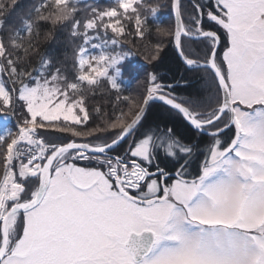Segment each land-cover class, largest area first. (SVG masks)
I'll use <instances>...</instances> for the list:
<instances>
[{
    "label": "snow or ice",
    "instance_id": "snow-or-ice-1",
    "mask_svg": "<svg viewBox=\"0 0 264 264\" xmlns=\"http://www.w3.org/2000/svg\"><path fill=\"white\" fill-rule=\"evenodd\" d=\"M16 3L0 0V31L9 33L8 45L0 36V112L24 110L17 130L0 136V264H264V0H192L190 13L182 0H167L175 27L156 30L187 69L201 73L204 90L178 95L179 81L164 83L155 63L165 48L156 43L144 53L153 67L136 99L119 83L134 55L122 21L134 22L143 39L160 3L89 6L82 22L74 0H41L19 30L3 19ZM205 16L223 30V45ZM69 21L82 39L75 80L43 57L39 68L17 67L9 45L27 56L41 23ZM103 86L114 97V118L96 107L103 124L86 127L88 94ZM157 107L207 138L195 168L193 144L173 125L153 126ZM161 154L172 167L162 166Z\"/></svg>",
    "mask_w": 264,
    "mask_h": 264
},
{
    "label": "trees",
    "instance_id": "trees-1",
    "mask_svg": "<svg viewBox=\"0 0 264 264\" xmlns=\"http://www.w3.org/2000/svg\"><path fill=\"white\" fill-rule=\"evenodd\" d=\"M143 1H148V0H143ZM152 1L160 3L162 7L164 5L163 0H149L148 5ZM39 2H41V0H35V2H32V4L35 6ZM16 9L17 8H15V10ZM27 14L28 13H25L23 17H27ZM162 16L158 14L156 17L153 18L151 15H149V19H148L149 26L154 27L157 26V24L162 26V24H164L165 22V19L170 17V16H165L163 14ZM21 17H22L21 14H18V16L15 19L16 23L19 22L21 23V24L19 23L20 25L16 30L22 28ZM169 19L170 22L173 21L172 15ZM132 25L127 28L132 29L133 28ZM208 25L211 26L210 24ZM60 27H58L57 25L55 28H51L50 26H46L45 24L41 23L39 29V35L36 36L34 34L32 37V43L35 45V47L30 50V53L27 56H25L22 52L18 53L19 55L17 56L20 57V61L17 67L24 68L28 71H31L33 68H39L41 63V58L43 57L44 59H47L51 62L50 64L51 71H54L55 69L59 68L61 73H65L66 72L65 70L69 64V59H68L69 42L73 43V38L72 37L69 38V36L67 35V31L62 29V27L61 28ZM45 32H48V36L45 34ZM131 32L132 34L128 36L129 41L128 44L126 45V48L130 50L134 55L132 57L127 58L123 62L122 68H123L124 76H121V80H119V83L123 88L124 94L128 96L130 95V92L132 93L135 91V89L137 88L135 87L137 86L136 85L137 83L140 84L141 82H144L145 80L144 72L153 67V65H149L144 60V53L146 52V48L148 47L145 46V40L149 36L153 35V32L146 33L143 39H141L138 36H135L133 31ZM131 47H133V49ZM133 50H137V52H133ZM130 68H135L136 71L134 73L130 72L129 71ZM155 68L158 72L159 77L164 83L176 84L177 81L180 82L175 88V91L178 95L191 96V94L197 95L199 93L198 90L201 82L197 80L198 75L195 72L191 71L190 69H187L186 66L183 65V63L178 59L174 47H172L170 43L166 44L165 50L161 54V60L155 63ZM37 74L38 73L35 72L33 73V75H37ZM105 88L106 86H103L101 89H98L95 95L104 96L105 94H108L110 98L108 97L109 98L108 102H105L104 99L98 100L96 106L101 107L104 110L112 111L113 109L112 102L114 97L110 95L105 90ZM101 90H104V92H102ZM92 95L93 94L89 93L88 97ZM87 106L89 109L92 107L90 102L88 103ZM12 119L13 117L10 119L8 125L7 124L0 125V136H6L10 132L16 131L14 125L15 119L13 120ZM149 119L153 120V126H155L156 124H159L160 126H164V124H169V126L173 125L176 128L177 135L186 142H191L193 146H196L201 142H206L207 140L206 137L202 138L201 136L195 134L194 130L190 131L186 129V126L182 125V123L178 119L175 120V119L166 118V116L163 115V110L159 107H157L154 113L150 114ZM201 159H202L201 156L198 157L196 155V158L193 161L194 168L198 163V161ZM163 163L161 162L163 166H165V164L167 165L166 161ZM168 167H172V163Z\"/></svg>",
    "mask_w": 264,
    "mask_h": 264
},
{
    "label": "rangeland",
    "instance_id": "rangeland-1",
    "mask_svg": "<svg viewBox=\"0 0 264 264\" xmlns=\"http://www.w3.org/2000/svg\"><path fill=\"white\" fill-rule=\"evenodd\" d=\"M163 1H164V5L161 8V10L158 11L156 16L158 14L162 16V14H163L165 16H170L171 17L172 10L167 5V0H163ZM2 2L5 3V4H8V3H10V0H2ZM32 2H35V0H17L16 6H15V8H17V9L15 10V8H14L7 16L3 17V19H5V27L6 28L17 29L18 26L21 23L20 22H19L20 24L16 23V21H15L16 17L18 16V14H21V16L23 17L25 15V13H28L29 10L34 7ZM144 2H145L146 5H148L149 0L148 1H143V3ZM157 3L158 2L152 1V2H150L149 5H153L154 6ZM182 3L184 5L185 12L186 13H190L192 11V7H191L192 0H182ZM32 5H33V7H32ZM74 6L78 7V9H80V11H78L76 13V18L80 19L83 22L91 14L89 6L95 7V8L100 9V10H103V9H105L107 7L114 6V0H74ZM50 10L54 11V9H50ZM142 11H145V10H142ZM148 11H150V10H148ZM169 18L165 19V22H164V24H162V27H165V28H168V29L172 30V29H174V21L170 22ZM172 18H173V16H172ZM206 20H207V17L205 16V21ZM122 23L126 26V28L130 27L133 24L132 25V27H133L132 29H129V28H127V29L129 31H133L134 32V22H132V21H122ZM206 23L210 24V22H206ZM206 23H204V27L205 28L207 26ZM43 24H45L46 26H50L51 28H55L57 26V25L53 26L51 23H43ZM60 26L62 27V29L67 31V35L69 36V38L70 37L73 38V43L69 42V51H68V53H69V57H68L69 64H68V67L65 70L66 72L65 73H61V74L66 76L69 81H73V80H75V75H76V70H75L76 69V67H75V64H76V62H75L76 61V59H75L76 50L78 49V47L82 43V39L80 37H73L71 35V21L65 22L63 24H58V27H60ZM148 27H149V32H153V35L149 36L145 40V46H151V45H154L156 43H162L164 45V48H165L166 44L170 43L171 46L174 47V45L171 43L169 37L162 36L161 34H159L157 32L156 26L150 27L149 24H148ZM222 33H223V30H222ZM45 34L48 36V32H45ZM0 36H3L5 44L8 45L9 33L7 31H0ZM221 37H222V45H223V34L221 35ZM128 41H129V38L127 37V42L125 43V47L128 44ZM191 44H192V47L195 48L197 51H200L201 48L203 47V45L199 41H195L194 40V41L191 42ZM131 48L133 49V47H131ZM134 48H136V47H134ZM90 51H92L93 54H95V52H96V50H90ZM9 52H12L14 57L19 55L18 53H21V52H16L14 49L11 48L10 45H9ZM133 52H137V50H133ZM5 67H6V65H5ZM190 70L195 72L198 75L197 80L201 82L200 85H199V90H198L199 93L198 94H202V92L204 90V79H203V76L201 75V73L198 70H195V69H190ZM121 76H124L123 68L121 69ZM5 80L7 81V77H5ZM119 80H121V78ZM136 85L137 86H135V87H137V88L135 89V91L132 92V93L130 92V95H129L133 99L138 98L139 94H141L143 92V89L145 87L144 82H141L140 84L137 83ZM8 87H11V85L9 84ZM101 91L104 92V90H101ZM192 95H196V94H191V96ZM108 97H109V95L105 94L104 96L92 95V96H89L87 98V101H86L87 105L90 102L91 106H92L89 109L90 113L92 115V119L89 121V123H88V125L86 127H92V126H95L97 124H101V125L103 124V121L96 115V113L93 111V109H95L97 107L96 103L98 102V100L104 99L105 102H108V99L110 98V97L109 98ZM120 106L122 108H124L125 111H127V107H126L125 104L122 103ZM23 111L24 110L21 107L17 106L15 114L12 116L13 119H15L14 120V125L15 126H18V123L22 119ZM105 113H106V115H104ZM101 115H104V119H109V120L113 119L114 118L113 117V109H112V111H109V110H104L103 108H101ZM12 117L11 116H6V115H4L3 112H0V125H6V124L8 125V123L10 122V119ZM41 131L43 132L44 130H41ZM51 135L63 136V138L65 140H68V139H81V138H77V137H71L69 134L51 133ZM109 135H111V133H109ZM89 139L90 140H95V139H97V137L93 136V137H90ZM207 142H208V140H206V142H201L198 145L194 146V148L196 149V155L198 157L201 156V158H203V150L205 149V147L207 145ZM159 159H160V162H162V163L166 161L167 162V165L165 164L166 166H170L171 163L173 165V163H174L173 161L170 160V158H166L162 154L159 156ZM77 164H78V166H94V165H89L88 162H86V161H78Z\"/></svg>",
    "mask_w": 264,
    "mask_h": 264
},
{
    "label": "flooded vegetation",
    "instance_id": "flooded-vegetation-1",
    "mask_svg": "<svg viewBox=\"0 0 264 264\" xmlns=\"http://www.w3.org/2000/svg\"><path fill=\"white\" fill-rule=\"evenodd\" d=\"M206 22H209V21L206 20ZM206 25H207L206 29H208V30H215V31L218 32V34H219L220 36L223 34V33H222V30L219 29L218 26H215L214 23L210 22V25H211V26H208V24H206Z\"/></svg>",
    "mask_w": 264,
    "mask_h": 264
},
{
    "label": "water",
    "instance_id": "water-1",
    "mask_svg": "<svg viewBox=\"0 0 264 264\" xmlns=\"http://www.w3.org/2000/svg\"><path fill=\"white\" fill-rule=\"evenodd\" d=\"M172 16H173L174 27H175V16H174V13L173 12H172Z\"/></svg>",
    "mask_w": 264,
    "mask_h": 264
},
{
    "label": "clouds",
    "instance_id": "clouds-1",
    "mask_svg": "<svg viewBox=\"0 0 264 264\" xmlns=\"http://www.w3.org/2000/svg\"><path fill=\"white\" fill-rule=\"evenodd\" d=\"M144 7H148V8H150V7H152L151 5H145Z\"/></svg>",
    "mask_w": 264,
    "mask_h": 264
}]
</instances>
